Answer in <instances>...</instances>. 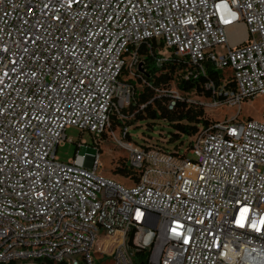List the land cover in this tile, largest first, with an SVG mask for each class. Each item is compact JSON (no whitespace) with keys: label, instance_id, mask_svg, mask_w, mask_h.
<instances>
[{"label":"built area","instance_id":"2783aa9c","mask_svg":"<svg viewBox=\"0 0 264 264\" xmlns=\"http://www.w3.org/2000/svg\"><path fill=\"white\" fill-rule=\"evenodd\" d=\"M256 95L264 0H0V264H264V101L239 115ZM153 99L235 111L177 148L159 125L137 143ZM70 126L93 137L86 164L55 156ZM103 133L134 182L101 172Z\"/></svg>","mask_w":264,"mask_h":264},{"label":"rangeland","instance_id":"374dc122","mask_svg":"<svg viewBox=\"0 0 264 264\" xmlns=\"http://www.w3.org/2000/svg\"><path fill=\"white\" fill-rule=\"evenodd\" d=\"M236 31L233 30V33ZM264 97L256 95L251 98L244 99L240 104V114L241 116H251L254 119H259L262 111V103ZM234 107H220L213 110L204 111V116L207 118L220 119L224 116H232L234 114ZM136 122L131 123L134 124ZM162 127L164 131H167V124L165 121L156 120L151 130H144L143 127L130 128L129 132L132 135V139L137 143H141V137L150 136L151 140H154L157 137V128ZM112 131L114 136L118 138L120 136L118 129L116 127H111L107 132ZM143 133V134H142ZM64 139L56 146L55 156L61 160L66 161L72 158L73 154L77 153L76 160L79 163L86 164L90 157L89 155L94 152V149L91 147L93 143V137L87 130L80 131L74 126L67 127L64 130ZM100 138L96 147L98 148V161L100 163L101 172L116 180L117 182L128 185V182L125 180L124 176L120 174H114L112 170L117 166L121 165L125 161L126 153L120 147L117 146L115 140L109 133H105ZM187 156L191 157L190 154ZM14 264H38L33 261H21L14 262ZM104 264H111L107 259Z\"/></svg>","mask_w":264,"mask_h":264},{"label":"trees","instance_id":"16d2710c","mask_svg":"<svg viewBox=\"0 0 264 264\" xmlns=\"http://www.w3.org/2000/svg\"><path fill=\"white\" fill-rule=\"evenodd\" d=\"M155 54V53H154ZM149 64H151V57H147ZM209 71V70H208ZM184 87H187L188 84H183ZM140 92V91H139ZM143 93H138L136 103L142 102L146 99L144 94L146 91L142 89ZM135 117L138 120L145 119V123L149 125L152 120L154 119H165L167 123L170 125L171 129L167 130L170 134L169 141H173V147L177 148L183 142L187 141V137L192 134L196 128V124L199 122L204 121V113L201 108L191 107L182 104H177L176 108L172 111L167 110L164 105L161 103L160 99H153L152 104L148 105L144 112H136ZM117 123L116 118L111 115L110 116V126L115 127ZM104 134V133H103ZM169 148V147H168ZM112 172L114 174H120L126 178H130L131 181H135L137 178V172L132 170L125 161L122 162L121 165H117ZM39 263L40 261L37 260ZM45 264H51L50 261H45ZM6 264H14V262H8Z\"/></svg>","mask_w":264,"mask_h":264},{"label":"bare ground","instance_id":"6f19581e","mask_svg":"<svg viewBox=\"0 0 264 264\" xmlns=\"http://www.w3.org/2000/svg\"><path fill=\"white\" fill-rule=\"evenodd\" d=\"M235 30L236 33L233 34L232 30ZM228 38L231 40V42H235L243 37V28L240 24H235L228 30L227 34Z\"/></svg>","mask_w":264,"mask_h":264},{"label":"snow or ice","instance_id":"6c2138e0","mask_svg":"<svg viewBox=\"0 0 264 264\" xmlns=\"http://www.w3.org/2000/svg\"><path fill=\"white\" fill-rule=\"evenodd\" d=\"M261 223L264 224V218H262Z\"/></svg>","mask_w":264,"mask_h":264}]
</instances>
